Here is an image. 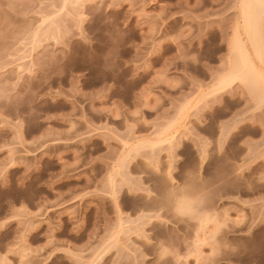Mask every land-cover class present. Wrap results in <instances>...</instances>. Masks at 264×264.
<instances>
[{"label": "rangeland", "instance_id": "obj_1", "mask_svg": "<svg viewBox=\"0 0 264 264\" xmlns=\"http://www.w3.org/2000/svg\"><path fill=\"white\" fill-rule=\"evenodd\" d=\"M241 1L0 0V264H264Z\"/></svg>", "mask_w": 264, "mask_h": 264}, {"label": "bare ground", "instance_id": "obj_2", "mask_svg": "<svg viewBox=\"0 0 264 264\" xmlns=\"http://www.w3.org/2000/svg\"><path fill=\"white\" fill-rule=\"evenodd\" d=\"M259 1L261 0H242L241 1V16L244 22L245 32L248 33L249 38L251 36H255L254 30L257 29V24L259 22V16L261 14V13L259 14V9H260ZM257 34L258 33H256V35ZM231 45H232L230 46L231 50L235 53L233 54V56L235 55V57L234 59H232L233 62L231 63V71H230L231 76L237 77V79L243 80L244 83L249 84V87L254 92V93L252 92L253 95L256 94L258 99L259 98L261 99L262 96L264 97V94H263L264 86L254 81L255 77L253 73H251L250 71H244V67L248 64V61L245 56L243 47L238 43L237 40H234V42Z\"/></svg>", "mask_w": 264, "mask_h": 264}, {"label": "snow or ice", "instance_id": "obj_3", "mask_svg": "<svg viewBox=\"0 0 264 264\" xmlns=\"http://www.w3.org/2000/svg\"><path fill=\"white\" fill-rule=\"evenodd\" d=\"M262 179H264V177H262ZM3 264H7V261H4Z\"/></svg>", "mask_w": 264, "mask_h": 264}]
</instances>
